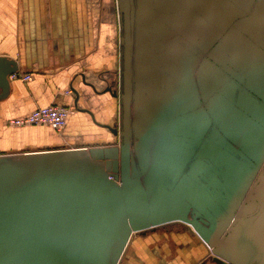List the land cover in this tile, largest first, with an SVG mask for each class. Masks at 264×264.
<instances>
[{
  "label": "crops",
  "instance_id": "1",
  "mask_svg": "<svg viewBox=\"0 0 264 264\" xmlns=\"http://www.w3.org/2000/svg\"><path fill=\"white\" fill-rule=\"evenodd\" d=\"M195 1L155 0L154 6L173 13ZM157 27L154 41L138 39L133 48L136 93L144 96L145 81L163 65L159 45L174 65L166 67L178 75L165 77L163 92L150 84L148 97L131 108V158H140L156 193L164 221L157 228H190L176 233L184 245L175 246L174 264H264V0H203L189 15ZM121 40L117 0H0V58L13 62L15 73L31 75L27 83L9 80L0 99V156L75 149L119 160L121 138L103 126L120 130ZM76 96L77 109L88 113L77 111ZM47 106L74 109L61 135L44 126H7ZM163 134L161 151L137 146L147 137L157 146ZM177 138L210 149L238 192L247 190L253 170L263 173L251 191L259 210L247 205L248 216L215 248V226L236 200L208 162L176 155L191 148Z\"/></svg>",
  "mask_w": 264,
  "mask_h": 264
},
{
  "label": "water",
  "instance_id": "2",
  "mask_svg": "<svg viewBox=\"0 0 264 264\" xmlns=\"http://www.w3.org/2000/svg\"><path fill=\"white\" fill-rule=\"evenodd\" d=\"M202 2L196 0L183 10L163 13L155 8V0H117L122 24L120 130L118 125L103 127L121 138V156L119 160L105 159L75 149L1 155L0 264H119L133 232L164 222L156 193L141 172L140 158H131V108L134 100L148 97L150 84L163 92L165 77L175 78L178 72L173 74L166 67L174 69L173 63L162 56L163 46L159 45L156 57L163 65L156 76L145 81L144 96L139 98L136 91L140 84L132 73L133 48L138 39L154 41L158 23L179 20ZM15 72L13 62L0 58V99L7 95L8 77ZM76 103L77 96V109ZM151 138L138 139L137 146L144 144L161 151L165 134L154 147ZM179 140L192 149L176 155L208 162L218 172L225 192L236 200L227 217L215 226L210 242V247L215 248L247 215V205L253 202L259 210L251 191L263 173L256 176L257 170H253L247 190L238 192L210 149L195 140ZM227 225L230 226L226 230Z\"/></svg>",
  "mask_w": 264,
  "mask_h": 264
},
{
  "label": "rangeland",
  "instance_id": "3",
  "mask_svg": "<svg viewBox=\"0 0 264 264\" xmlns=\"http://www.w3.org/2000/svg\"><path fill=\"white\" fill-rule=\"evenodd\" d=\"M162 224L164 223L162 222L158 225L150 226L144 229V232H133L119 264H159V262L161 264L163 261H165V263L168 262L167 264H174V259L177 257L175 246L181 247V245H184L180 242V239L176 237L178 236L176 233H178V230L182 231L186 229L188 231L190 228L178 223L176 228L170 230L171 233H167L162 232L166 227L157 228ZM171 225L174 226L175 224ZM160 235L168 236L166 238L162 237V240H159L158 238H161L159 237ZM186 249L188 248L186 247ZM164 250L166 251L167 258L162 260L164 256L161 255L159 251ZM184 261L190 264L189 260Z\"/></svg>",
  "mask_w": 264,
  "mask_h": 264
},
{
  "label": "built area",
  "instance_id": "4",
  "mask_svg": "<svg viewBox=\"0 0 264 264\" xmlns=\"http://www.w3.org/2000/svg\"><path fill=\"white\" fill-rule=\"evenodd\" d=\"M8 79H16L23 83H27L31 81V75L13 73L9 75ZM66 94H71V91H67ZM73 113L74 109L63 106H47L36 108L23 118L8 120L7 126L12 128L44 126L52 129L57 135H61L65 129L69 116H71Z\"/></svg>",
  "mask_w": 264,
  "mask_h": 264
},
{
  "label": "flooded vegetation",
  "instance_id": "5",
  "mask_svg": "<svg viewBox=\"0 0 264 264\" xmlns=\"http://www.w3.org/2000/svg\"><path fill=\"white\" fill-rule=\"evenodd\" d=\"M162 237H167V236H166V235H163ZM125 258H126V257H125ZM122 262H123V261H122ZM122 262H121V263H122Z\"/></svg>",
  "mask_w": 264,
  "mask_h": 264
}]
</instances>
